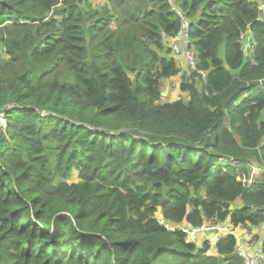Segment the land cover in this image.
<instances>
[{"label": "trees", "instance_id": "obj_1", "mask_svg": "<svg viewBox=\"0 0 264 264\" xmlns=\"http://www.w3.org/2000/svg\"><path fill=\"white\" fill-rule=\"evenodd\" d=\"M263 1L0 0V264H243L176 227L264 223Z\"/></svg>", "mask_w": 264, "mask_h": 264}, {"label": "built area", "instance_id": "obj_2", "mask_svg": "<svg viewBox=\"0 0 264 264\" xmlns=\"http://www.w3.org/2000/svg\"><path fill=\"white\" fill-rule=\"evenodd\" d=\"M261 12L264 13V4L260 6ZM188 22L183 19L182 27L179 33L175 37H171L167 40L168 45L171 46V54L177 55L182 54L186 63L189 67L195 69L197 66L196 55L191 50L190 39L188 35ZM203 76H205L204 73ZM6 119L4 114L0 115V126L2 128L6 127ZM236 164V162L232 159H220V163L223 167L227 165V163ZM253 174L263 175L264 176V162L262 165H253ZM225 170V168H224ZM246 177L243 173H238L236 176L237 181H242L245 187L249 188L251 185L255 183V178H249L246 181ZM163 223V221H161ZM167 230H174L173 227L164 224ZM261 233L258 237V240L253 237V234L249 233L247 236L249 238H243L238 235L234 225L230 222V220L222 221V222H206L200 226H194L192 224H185L176 227L178 231H181L186 236V241L189 243H193L195 245L202 244L204 242H208L211 246H217L221 240L225 239V237L232 235L236 239V247L235 254L238 255L242 260L243 264H263L264 263V223L260 225ZM254 228V227H252Z\"/></svg>", "mask_w": 264, "mask_h": 264}, {"label": "clouds", "instance_id": "obj_3", "mask_svg": "<svg viewBox=\"0 0 264 264\" xmlns=\"http://www.w3.org/2000/svg\"><path fill=\"white\" fill-rule=\"evenodd\" d=\"M263 4H264V2H263ZM258 9H259V11H260V15H261V19H262V21H264V13L263 12H261V10H260V5L258 4ZM180 13V12H179ZM181 19H182V22H183V19H185L184 17H181ZM186 20V19H185ZM187 22H188V20H186ZM188 26H189V22H188ZM182 27V26H181ZM188 33H189V27H188ZM169 39V38H168ZM191 43V42H190ZM170 48H171V46L170 45H168ZM190 48L192 47L191 46V44H190V46H189ZM172 50V49H171ZM191 50L193 51V49L191 48ZM246 51V50H245ZM172 55V54H171ZM177 55H180L181 57H183V55L182 54H177ZM185 60V59H184ZM186 62V61H185ZM225 159H229V158H232V157H227V156H225L224 157ZM224 158H222V159H224ZM235 162H236V164L234 165V164H232V163H227V165L226 166H231L233 169H238L239 168V163L234 159V158H232ZM220 165H221V163H220ZM253 165H257V164H246V167L248 168V176L246 175V173H243L244 175H245V177L247 178V179H249L250 178V176H249V168L251 167V166H253ZM258 165H260V164H258ZM225 166V167H226ZM221 167L223 168V170H224V168L225 167H223L222 165H221ZM238 173H242V172H239V171H237L236 172V176H237V174ZM237 181V180H236ZM262 180H259V181H256L253 185H251L250 187H252V186H254V185H257V184H259L260 182H261ZM239 182V181H238ZM240 183H242V182H240ZM243 184V183H242ZM244 185V184H243ZM244 187H245V185H244ZM249 187V188H250ZM245 188H247V187H245Z\"/></svg>", "mask_w": 264, "mask_h": 264}, {"label": "rangeland", "instance_id": "obj_4", "mask_svg": "<svg viewBox=\"0 0 264 264\" xmlns=\"http://www.w3.org/2000/svg\"><path fill=\"white\" fill-rule=\"evenodd\" d=\"M243 46H244V49L248 51V44L246 43V44H244ZM180 67H181V68L183 67L182 64H180ZM175 90H176V89H175ZM175 90H174V91H175ZM162 93L165 94L164 97H168L169 99H172L173 96H174V98H177V97H179V95H180L178 90L175 91V95H173V91H172V90H169V89H168L167 91L162 92ZM1 114H2V112H0V115H1ZM253 167H254V166H251V167L249 168V176H250L251 178H255V180H254L255 182H256V181H259V180H263V179H264V176H263V175H256V174H253V171H252ZM74 178H77V177L74 176ZM248 180H249V179H246V181H248ZM240 182H242V181H240ZM239 205H240V203H235L234 207H238ZM232 208H233V207H231V210H232ZM197 246L200 247L201 244H197Z\"/></svg>", "mask_w": 264, "mask_h": 264}, {"label": "crops", "instance_id": "obj_5", "mask_svg": "<svg viewBox=\"0 0 264 264\" xmlns=\"http://www.w3.org/2000/svg\"><path fill=\"white\" fill-rule=\"evenodd\" d=\"M263 2H260L259 5L260 6L263 5ZM238 207L239 208H242V205H239ZM235 230H236L237 234L240 235V236H242L243 238H249V236H247V235L249 233H251V234H253V237L258 240V237H259L262 229H261L260 226H256V227L254 226V228H252L250 226V227H248L246 229H242V230L240 228L238 230H237V228H235Z\"/></svg>", "mask_w": 264, "mask_h": 264}, {"label": "water", "instance_id": "obj_6", "mask_svg": "<svg viewBox=\"0 0 264 264\" xmlns=\"http://www.w3.org/2000/svg\"><path fill=\"white\" fill-rule=\"evenodd\" d=\"M244 53L246 54V53H247V51H244ZM162 96L164 97V96H165V94H164V93H162Z\"/></svg>", "mask_w": 264, "mask_h": 264}]
</instances>
